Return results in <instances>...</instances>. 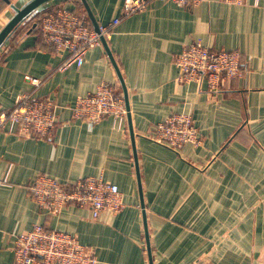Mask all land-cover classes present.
Segmentation results:
<instances>
[{
	"label": "crops",
	"instance_id": "obj_1",
	"mask_svg": "<svg viewBox=\"0 0 264 264\" xmlns=\"http://www.w3.org/2000/svg\"><path fill=\"white\" fill-rule=\"evenodd\" d=\"M30 1L0 0V31ZM85 1L98 26L120 19L107 38L117 68L102 44L81 66L61 69L68 54L34 30L60 7L88 17L81 0L40 5L0 47V110L27 95L51 99L57 117L47 138L0 132V264H14L16 236L36 224L75 235L98 264H264V0L194 7L147 0L131 15L125 0ZM195 41L238 51L243 75L217 92L178 82L174 56ZM103 82L126 95L128 113L89 128L71 107ZM175 113L192 116L200 146L176 153L145 137ZM39 173L59 181L100 177L119 187L125 206L96 219L75 205L49 214L27 189Z\"/></svg>",
	"mask_w": 264,
	"mask_h": 264
},
{
	"label": "built area",
	"instance_id": "obj_2",
	"mask_svg": "<svg viewBox=\"0 0 264 264\" xmlns=\"http://www.w3.org/2000/svg\"><path fill=\"white\" fill-rule=\"evenodd\" d=\"M159 1L194 7L202 0ZM221 1L239 6L246 0ZM146 4L147 0H125L122 9L125 15H131L144 10ZM119 21V17H115L95 30L79 12L60 7L40 18L38 28L46 46L68 54L61 66L63 69L72 64L81 66L87 51L102 45L101 39L107 40ZM173 63L178 71V82L206 83L212 92L219 91L224 82L241 77L244 71L238 51L214 50L199 41L185 46L174 56ZM71 110L73 117L89 128L106 117H111L115 123L122 122L128 113L125 100L115 84L106 82L97 86L94 92L78 96ZM56 125L55 106L48 98L21 95L9 111L0 110V132L47 138ZM145 137L176 153L187 144L194 147L202 144L199 130L187 113L167 116ZM27 189L29 197L49 214H57L64 207L75 205L90 208L92 218L96 219L102 212L116 214L125 206L119 187L96 176L59 181L39 173ZM13 251L15 264H97L93 252L74 235L39 224L16 236Z\"/></svg>",
	"mask_w": 264,
	"mask_h": 264
},
{
	"label": "water",
	"instance_id": "obj_3",
	"mask_svg": "<svg viewBox=\"0 0 264 264\" xmlns=\"http://www.w3.org/2000/svg\"><path fill=\"white\" fill-rule=\"evenodd\" d=\"M49 0H32L30 1L28 4H26L24 7H22L21 9H17L14 8L16 13L15 15L9 20V22L5 25V27L0 31V46L6 41V39L11 35V33L14 31V29L32 12L34 11L36 8H38L40 5L48 2ZM84 4V7L86 9V12L88 14V17L93 25V28L95 30L98 29V24L96 23V21L94 20L92 13L89 9V6L87 5L85 0H81ZM103 46L105 47L109 58L111 59V61L113 62L114 66L116 67L114 60L111 56V53L109 52L108 46H107V40H105L104 38L101 39ZM117 68V67H116ZM125 98V103H126V107H127V98L126 95H124ZM128 108V107H127ZM144 224H145V228L146 226V220H145V215H144ZM146 241H147V252H148V256L151 262V250H150V245H149V239H148V233H147V229H146ZM152 264V263H151Z\"/></svg>",
	"mask_w": 264,
	"mask_h": 264
},
{
	"label": "trees",
	"instance_id": "obj_4",
	"mask_svg": "<svg viewBox=\"0 0 264 264\" xmlns=\"http://www.w3.org/2000/svg\"><path fill=\"white\" fill-rule=\"evenodd\" d=\"M79 4L81 5V3H79ZM82 5H83V4H82ZM79 7H80V9H81L82 6H79ZM83 7H84V5H83ZM78 12H79V14H81V16H83L84 18H86V20H88V21L90 22V20L88 19L87 15H85V14H84L83 12H81V11H78ZM33 24H34V30L39 31V28H38V20H37L35 23H33ZM90 24H91V23H90ZM19 26H20V24L14 29V31H13V32L11 33V35L6 39V41H7L10 37H13L14 34H16L15 32H16V30L19 28ZM92 27H93V26H92ZM39 32H40V31H39ZM6 41H5V42H6ZM5 42H4V43H5ZM4 43H3V44H4ZM3 44H2V45H3ZM2 45H1V46H2ZM1 46H0V47H1Z\"/></svg>",
	"mask_w": 264,
	"mask_h": 264
},
{
	"label": "rangeland",
	"instance_id": "obj_5",
	"mask_svg": "<svg viewBox=\"0 0 264 264\" xmlns=\"http://www.w3.org/2000/svg\"><path fill=\"white\" fill-rule=\"evenodd\" d=\"M52 230H55V229H52ZM75 236V235H74ZM76 237V236H75ZM77 238V237H76ZM77 240H78V238H77ZM79 241V240H78ZM80 242V241H79ZM81 243V242H80ZM82 244V243H81ZM15 245V244H14ZM82 245H84V244H82ZM89 248V247H88ZM13 249H14V247H13ZM90 249V248H89ZM91 250V249H90ZM92 251V250H91ZM93 252V251H92ZM13 253H14V251H13ZM94 254V253H93ZM95 256V255H94ZM96 258V257H95ZM97 260V259H96ZM14 264H15V256H14ZM97 264H98V262H97Z\"/></svg>",
	"mask_w": 264,
	"mask_h": 264
}]
</instances>
